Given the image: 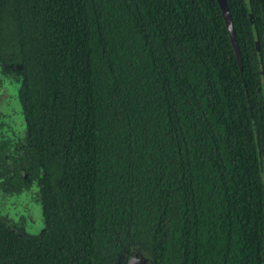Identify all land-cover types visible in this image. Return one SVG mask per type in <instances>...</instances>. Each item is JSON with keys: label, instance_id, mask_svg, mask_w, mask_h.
<instances>
[{"label": "trees", "instance_id": "trees-1", "mask_svg": "<svg viewBox=\"0 0 264 264\" xmlns=\"http://www.w3.org/2000/svg\"><path fill=\"white\" fill-rule=\"evenodd\" d=\"M227 3L242 72L217 0H0L44 223L0 264H264V0Z\"/></svg>", "mask_w": 264, "mask_h": 264}, {"label": "flooded vegetation", "instance_id": "flooded-vegetation-1", "mask_svg": "<svg viewBox=\"0 0 264 264\" xmlns=\"http://www.w3.org/2000/svg\"><path fill=\"white\" fill-rule=\"evenodd\" d=\"M25 80L24 67L21 64L0 63V205H2V209L6 208V205L11 207L10 203L16 197L20 198L22 194L33 199L34 196L36 197L38 186L35 181L27 192L14 193L10 192L13 184L6 185L7 178L10 179L14 176L13 174H16V165H20L24 157L27 156L25 144L28 132L25 128L22 101ZM20 108H22L23 114ZM20 119L23 121L22 130H19ZM22 170L18 171L19 174H22L24 182L30 184L31 179ZM4 200L6 203L3 204ZM37 203L39 204L38 201ZM18 221L24 220L19 219L16 223Z\"/></svg>", "mask_w": 264, "mask_h": 264}, {"label": "rangeland", "instance_id": "rangeland-1", "mask_svg": "<svg viewBox=\"0 0 264 264\" xmlns=\"http://www.w3.org/2000/svg\"><path fill=\"white\" fill-rule=\"evenodd\" d=\"M22 112V108H20ZM23 114V112H22ZM20 114V115H22ZM24 118V116H23ZM23 128V121L20 119L19 130ZM6 203L4 200L3 204ZM11 207L6 205V208L2 209L0 205L1 217L7 221L15 219H24L22 221L23 227L28 231V233L39 234L43 228V218H42V209L37 203V199L34 196L33 199L26 197L22 194L20 198L14 199L11 203Z\"/></svg>", "mask_w": 264, "mask_h": 264}, {"label": "water", "instance_id": "water-1", "mask_svg": "<svg viewBox=\"0 0 264 264\" xmlns=\"http://www.w3.org/2000/svg\"><path fill=\"white\" fill-rule=\"evenodd\" d=\"M217 1L220 5L222 15H223V18L225 20V24L227 26L229 36H230V39L232 42V46H233V49H234L235 54H236V59H237V62L239 64L240 70L242 72L243 71V61H242L241 51H240L239 43L237 40V35L235 32V28H234L232 15L230 13L227 0H217ZM248 1H250V0H247V2ZM249 15H250L252 28H253V35H254L256 50H257L258 59H259V67H260L262 78H264V68H263V65L261 63V50H260L259 38H258V34H257L256 28H255L253 15H252L250 10H249ZM128 264H147V261L143 256L135 254L129 259Z\"/></svg>", "mask_w": 264, "mask_h": 264}]
</instances>
